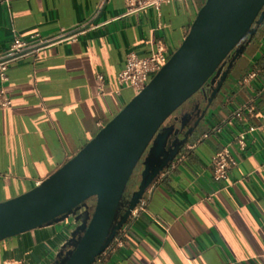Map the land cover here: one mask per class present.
Instances as JSON below:
<instances>
[{
    "label": "crops",
    "instance_id": "obj_1",
    "mask_svg": "<svg viewBox=\"0 0 264 264\" xmlns=\"http://www.w3.org/2000/svg\"><path fill=\"white\" fill-rule=\"evenodd\" d=\"M206 0H175L124 16L125 0L0 3V52L15 37H44L91 22L76 41L11 66L12 106L0 110V203L19 197L75 157L134 98L118 83L126 56L181 46ZM254 76V77H253ZM101 78L103 80H101ZM250 128L245 148L238 137ZM207 137L205 138V136ZM237 165L217 183L213 156ZM95 264H264V23L235 63L205 120ZM74 219L0 243V264H53Z\"/></svg>",
    "mask_w": 264,
    "mask_h": 264
},
{
    "label": "water",
    "instance_id": "obj_2",
    "mask_svg": "<svg viewBox=\"0 0 264 264\" xmlns=\"http://www.w3.org/2000/svg\"><path fill=\"white\" fill-rule=\"evenodd\" d=\"M263 23L264 0H206L139 95L56 173L0 203V243L72 218L77 227L53 264H95L203 123ZM196 96L200 117L192 122L189 109L169 125Z\"/></svg>",
    "mask_w": 264,
    "mask_h": 264
},
{
    "label": "built area",
    "instance_id": "obj_3",
    "mask_svg": "<svg viewBox=\"0 0 264 264\" xmlns=\"http://www.w3.org/2000/svg\"><path fill=\"white\" fill-rule=\"evenodd\" d=\"M110 1L111 0H101L94 16L97 17ZM173 1L175 0H125L124 16L135 15L148 9L159 11L162 6L170 4ZM0 3L9 8L11 0H0ZM93 27L92 23L88 22L70 30L61 29L57 34L49 37H44L40 33H33L26 37H15L12 45L7 50L0 52V110H7L12 106V100L5 88V85L9 81L8 71L12 65L26 57L38 54L45 48L53 47L64 41H76L80 35L86 33L88 29ZM172 55L173 52L163 44H158L155 51L148 57L141 58L135 53L128 54L126 56L125 65L118 75L119 85L129 88L133 92L134 97L139 95L169 62ZM101 80L103 79L101 78ZM254 131V128H250L248 132L242 133L238 137L237 140L241 148H245L247 135ZM206 137L207 135L205 138ZM236 165L237 161L229 148H224L217 152L213 156L211 164L214 180L217 183L224 181L227 178L228 171ZM144 206L145 202L143 199L137 208L132 211L130 219L136 217L139 211L144 209ZM125 227L126 225L121 229L107 250H109L115 242L118 246L122 245V241L118 240V236L123 232ZM227 264L236 263L229 262Z\"/></svg>",
    "mask_w": 264,
    "mask_h": 264
},
{
    "label": "flooded vegetation",
    "instance_id": "obj_4",
    "mask_svg": "<svg viewBox=\"0 0 264 264\" xmlns=\"http://www.w3.org/2000/svg\"><path fill=\"white\" fill-rule=\"evenodd\" d=\"M196 99L197 96L194 97L192 99V101H190V103H186L179 111L178 114L171 117V119L168 121V124L171 125L175 122V119H177L178 117H180L181 115H185L187 113V111H190L189 109H192L191 112L192 113V122H195L199 117H200V110L197 108L196 106Z\"/></svg>",
    "mask_w": 264,
    "mask_h": 264
},
{
    "label": "rangeland",
    "instance_id": "obj_5",
    "mask_svg": "<svg viewBox=\"0 0 264 264\" xmlns=\"http://www.w3.org/2000/svg\"><path fill=\"white\" fill-rule=\"evenodd\" d=\"M140 170H141V166H138L134 172V175L132 176L131 178V181H130V187L132 186V184L134 182H136L138 180V178L140 177L139 176V173H140Z\"/></svg>",
    "mask_w": 264,
    "mask_h": 264
},
{
    "label": "trees",
    "instance_id": "obj_6",
    "mask_svg": "<svg viewBox=\"0 0 264 264\" xmlns=\"http://www.w3.org/2000/svg\"><path fill=\"white\" fill-rule=\"evenodd\" d=\"M69 249V248H68ZM61 260V259H60Z\"/></svg>",
    "mask_w": 264,
    "mask_h": 264
}]
</instances>
